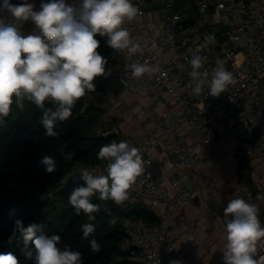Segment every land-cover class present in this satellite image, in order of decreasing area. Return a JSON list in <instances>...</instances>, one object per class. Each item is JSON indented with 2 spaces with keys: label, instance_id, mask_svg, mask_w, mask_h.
Listing matches in <instances>:
<instances>
[{
  "label": "built area",
  "instance_id": "obj_1",
  "mask_svg": "<svg viewBox=\"0 0 264 264\" xmlns=\"http://www.w3.org/2000/svg\"><path fill=\"white\" fill-rule=\"evenodd\" d=\"M28 2L39 7L49 0ZM73 2L67 0L69 4ZM133 3L139 15L124 27L142 44L143 53L129 56L127 51L121 54L113 50L107 57L106 71L122 74L126 85L115 100L127 96L138 98V103L146 101L142 107L137 104L134 112L143 134L139 139L129 136L126 141L140 149L143 159L151 163L145 165L143 176L130 189L129 199L119 212L124 214L139 204L141 212L153 211L160 222L146 226L123 218L120 225L127 238L119 250H128L129 261L136 264H169L182 234L189 230V216L195 212L194 193L180 177H195L204 191L205 202L220 205L225 227L224 209L230 199L222 194L211 173L222 169V161L233 160L235 149L242 142L248 159L258 158L264 163V0ZM34 30L31 21L23 23L26 35ZM209 36L213 39H206ZM194 54L207 58L201 71L209 74L217 59L225 61L235 84L218 97L208 95L207 87L194 95L189 76V61ZM134 62L159 67L166 75L150 73L135 79L130 68ZM108 77H97L99 82L106 79L101 83L103 90L95 87L86 100L95 103L98 97L114 99L107 92ZM98 120L103 131L111 129L110 121ZM231 145L234 151L228 149ZM205 160L210 165L206 171L201 166ZM104 168L76 165L69 178L85 169L106 175ZM168 181L172 182L171 187ZM174 189L178 190L176 194L172 193ZM182 208L189 215L163 219L167 212Z\"/></svg>",
  "mask_w": 264,
  "mask_h": 264
},
{
  "label": "clouds",
  "instance_id": "obj_2",
  "mask_svg": "<svg viewBox=\"0 0 264 264\" xmlns=\"http://www.w3.org/2000/svg\"><path fill=\"white\" fill-rule=\"evenodd\" d=\"M34 8L28 0L19 4L11 0L0 2V124L9 116L14 101L26 99L43 110L44 135L57 137V122L68 120L77 102L96 90L97 77L111 75V69L106 71L107 58L98 52L97 36L107 37V46L121 54L143 53L142 44L124 27L139 15V9L133 0H74L71 4L67 0H49L41 3L38 11ZM4 17H11V22H6ZM27 21L34 24L35 30L26 35L22 25ZM206 59L194 54L189 61L192 93L199 95L207 87L208 95L218 97L235 84V79L221 59H217L211 74L201 71ZM130 68L135 79L150 73L166 75L159 67L147 63L134 62ZM46 102L57 110L47 108ZM97 156L105 162L106 175L83 170V182L68 196L76 214L83 212L87 216L88 222L81 225L84 239L95 232L96 214L101 211L110 215L111 225L118 220L106 204L93 203L92 198L122 206L129 199L130 189L143 176L145 165L151 163L143 159L140 149L130 146L126 140L102 145ZM40 162L46 173L58 170L51 157L44 156ZM256 200L264 202V192H258ZM223 218L224 264H264V255L260 254L264 253V226L259 219L258 205L242 197L230 199ZM13 242H22L20 252L32 264H83L80 252L68 245L61 248V237L45 234L42 225L26 226L17 219L7 240L9 245ZM89 245L93 252L100 251L95 239L89 240ZM0 264H20V258L13 252L2 253ZM169 264H182V261L171 260Z\"/></svg>",
  "mask_w": 264,
  "mask_h": 264
},
{
  "label": "trees",
  "instance_id": "obj_3",
  "mask_svg": "<svg viewBox=\"0 0 264 264\" xmlns=\"http://www.w3.org/2000/svg\"><path fill=\"white\" fill-rule=\"evenodd\" d=\"M11 2L19 4L22 0ZM97 39L100 40L98 52L107 58L113 51L107 46V37L97 36ZM84 104L79 100L72 110V116L66 121L57 122V137L44 135L41 124L43 110L26 99L14 101L9 116L0 124V254L13 252L20 258V264L32 262L24 260L20 252L22 242L7 243L17 219L26 226L31 223L42 225L47 235H59V246L63 248L68 245L73 251L80 252L83 264H136L134 261L127 262L129 256L119 250L120 244L127 238L121 228V220L128 218L143 222L146 226L160 222L145 212L140 215L131 211L120 213V206L114 202L100 201L94 196L92 202L106 204L111 215L118 217V220L111 225L110 215L101 211L96 214L95 232L88 239L83 238L81 225L88 222L87 216L83 212L77 215L68 202L71 190L83 182L82 174L69 177L76 165L105 166V162L97 156L100 147L114 140L121 141L102 138L104 131L100 132L101 135H93V120L100 118L103 110L95 102L83 113ZM46 107L57 110L48 102ZM44 156L56 162L58 170L55 173H46L45 166L40 162ZM237 157L241 169L248 163L243 142L237 148ZM91 239L100 244L99 252L90 249Z\"/></svg>",
  "mask_w": 264,
  "mask_h": 264
},
{
  "label": "crops",
  "instance_id": "obj_4",
  "mask_svg": "<svg viewBox=\"0 0 264 264\" xmlns=\"http://www.w3.org/2000/svg\"><path fill=\"white\" fill-rule=\"evenodd\" d=\"M34 10L38 11L39 7L35 6ZM85 98L87 99L88 96ZM121 98L128 100L126 106L132 103L130 107L132 106L135 111L137 104H140L141 107L146 104L144 100H140L138 103V98L129 99L127 96ZM106 104L104 103V105ZM125 107L121 110L122 114L117 116H120L117 124L120 132L119 138L126 140L129 136H133L139 139L143 130L138 121L134 119L133 108L127 109ZM108 117L109 113H105L100 118L109 120ZM117 117L114 116L113 119L115 120ZM93 127L95 126L93 125ZM234 148V145L228 147L230 151H234ZM234 153V159L222 161V169L218 172H212L211 176L215 178L218 187L226 198L242 197L248 202L256 203L259 208V219L264 226V202L256 200L257 193L264 192V163L258 158L248 159V163L240 169L237 148ZM201 166L204 171L210 169L206 160L202 161ZM180 178L187 183L194 193L195 212L189 216V230L182 234V241L177 245L173 260H180L182 264H224L223 250L226 243V231L222 222L220 205L205 202L204 191L193 175L183 174ZM167 185L171 187L172 182L168 181ZM177 192V189L172 191L173 194ZM177 215H189V213L183 208L174 209L167 212L163 219H173Z\"/></svg>",
  "mask_w": 264,
  "mask_h": 264
},
{
  "label": "rangeland",
  "instance_id": "obj_5",
  "mask_svg": "<svg viewBox=\"0 0 264 264\" xmlns=\"http://www.w3.org/2000/svg\"><path fill=\"white\" fill-rule=\"evenodd\" d=\"M220 43H222V41L220 42ZM106 79L104 78V79H102V81H98V79L96 78L95 80H94V84H95V87H97V88H100L101 90H103V88H101V83L102 82H104ZM89 95L90 96H92L93 95V92H91V93H89L88 95H86V96H88V98L87 99H89ZM129 99H131V97H128ZM81 100H82V102L84 103V102H87V104H88V107L86 106V108H85V110L83 111V113L84 112H86V111H88V109H89V107H90V105H92V104H94V103H91L90 101H88V100H86V98H81ZM111 100H113V101H111L110 102V100H105L104 101V103H107L106 105H104V103H103V107H101V108H103V109H105L104 111H103V114H105V113H109V117L108 118H110L108 121H110V126H113V127H117L118 128V120H119V118H120V116L119 117H117L119 114H122V112H121V110H123V108L126 106V103L128 104V100L126 101L125 99H123V98H120V99H118V100H115V98L114 99H111ZM95 101V100H94ZM132 104V103H131ZM131 104H129L128 106H126L125 108H129L130 107V105ZM122 108V109H121ZM131 108H133L132 106L130 107V109ZM129 109V110H130ZM135 109H136V107H135ZM133 110H134V108H133ZM132 110V111H133ZM134 112H135V110H134ZM114 116H116L117 117V119H113L114 118ZM112 119V120H111ZM98 121H100V120H98V119H94L93 120V123H92V125H94V126H96V127H92V133H93V135H95V136H98V135H101V131H103V129H102V126H101V122H98ZM114 123H116V124H114ZM113 127H111V129L113 128ZM104 133H105V131H104ZM116 140L118 141V140H120V138H116Z\"/></svg>",
  "mask_w": 264,
  "mask_h": 264
},
{
  "label": "water",
  "instance_id": "obj_6",
  "mask_svg": "<svg viewBox=\"0 0 264 264\" xmlns=\"http://www.w3.org/2000/svg\"><path fill=\"white\" fill-rule=\"evenodd\" d=\"M126 88V85L123 81V77L122 74L120 73H114L111 74L108 77V87H107V92L109 94V96L111 98H114L116 96L122 95L124 90ZM105 101L104 97H98L95 99L96 102V106L101 108L103 103ZM120 132L119 129L117 127H113L112 129H110L109 131L105 132L102 135V138L108 139V138H119ZM131 212L136 213L137 215H140L141 209H140V205L137 204L135 205L132 209ZM146 215L150 216V217H155V214L153 211H146L145 212ZM129 251H125V255H128ZM126 261L128 262L129 259L128 257L126 258Z\"/></svg>",
  "mask_w": 264,
  "mask_h": 264
}]
</instances>
